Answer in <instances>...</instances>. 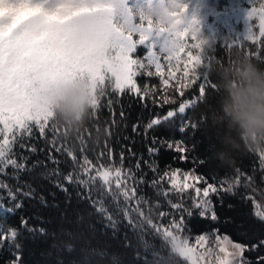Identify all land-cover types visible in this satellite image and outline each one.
Masks as SVG:
<instances>
[{"label": "snow or ice", "instance_id": "6c2138e0", "mask_svg": "<svg viewBox=\"0 0 264 264\" xmlns=\"http://www.w3.org/2000/svg\"><path fill=\"white\" fill-rule=\"evenodd\" d=\"M254 16L259 18V37H264V0L259 9L248 10V21ZM201 29V21L189 12L185 0H0V176L11 175L18 181L10 186L0 180V191L7 193L0 197L3 222L19 213L24 199L35 198V189L30 183L20 181V176L30 174L36 165L29 167L27 157L16 149L35 152L36 148L28 145L35 139V133L43 138L46 130L58 131L55 113L44 103V96L62 82L86 76L92 82L94 113L108 90L116 96L128 93L141 100L152 98L155 103L159 95L156 86L138 83L139 77H158L164 89L161 99L169 104L175 103L169 89L184 97L186 90L200 81L198 96L184 99L177 107L154 116L144 128L146 134L148 130L178 122V132L187 134L189 129L195 132L206 124L207 117L203 114L199 120L186 115L187 110L206 102L208 92L219 91L205 71L204 46L208 39ZM247 34L249 40L257 39L251 28ZM138 46L145 47V56L136 55ZM251 55L264 59V52ZM112 103L109 99L108 106ZM123 115L121 112L122 118ZM213 119L220 117L214 114ZM139 127L134 125L133 131ZM67 132L65 129V136ZM152 141L150 155L167 148L182 161H187L195 148L194 145L190 148L183 139L153 137ZM52 144L55 152L68 157L65 163L71 168L62 176L59 169L54 170L60 191L67 194V185L81 187L87 193L83 198L89 199L93 206L100 205L96 210L105 214L113 227L115 221L103 207L104 199L110 197L117 203L123 198L124 215L128 217L127 206L134 204L131 210L139 217L137 223L148 225L161 238V247L150 252L151 260L137 256L134 264H175L174 257L182 258L186 264H253L245 253L254 252L257 253L255 264H264V255H259L264 251V202H258L255 196L245 197L252 201L253 215L262 225L254 242H239L219 228L192 236L188 227L193 215L219 221L213 198H220L223 204L221 194L233 193L241 186L242 179L243 187L251 186L253 177L239 169L231 180L209 182L195 168L159 170L154 164L148 165L153 173L150 184L157 197L152 202L139 194V186L149 182L141 169V159L132 168H125L123 152L117 165L111 153L107 163L99 162L104 153L95 162L89 159L83 140L79 151L64 145L55 147V139ZM221 146L225 148L222 140ZM258 156L260 169L264 171V149L259 150ZM48 159L60 163L51 154ZM93 192L98 199L92 198ZM77 195L83 196V192ZM39 202L47 206L43 196ZM145 206H148L147 215ZM152 208L156 209L155 216ZM165 208L168 210H162ZM128 218L131 223V217ZM24 232L32 236L47 235L44 227L32 225L31 217H19L18 227H4L0 223V248L7 244L11 249L9 264H24L23 250L17 242ZM67 249L72 251L71 244Z\"/></svg>", "mask_w": 264, "mask_h": 264}, {"label": "trees", "instance_id": "16d2710c", "mask_svg": "<svg viewBox=\"0 0 264 264\" xmlns=\"http://www.w3.org/2000/svg\"><path fill=\"white\" fill-rule=\"evenodd\" d=\"M264 37L256 40H249L248 37L236 33L223 32L217 35L212 47H207L204 58V66L214 64L217 68L225 66L237 56L248 55L255 63L264 68V59L252 56L253 52H264ZM228 45H231L229 47ZM209 79L216 84L217 75L209 73L205 68ZM151 78L139 77L138 83L149 85ZM200 81L192 84L185 92L184 97L175 93L169 94L174 104L164 103L161 97L164 89L158 85L159 95L154 103L152 98L141 100L137 96L125 93L120 96L112 94L110 90L101 97L99 109L78 129H69L62 122L56 121L57 132L46 130L47 135L43 138L35 133V139L28 142L29 147L34 146L35 152H29L17 148L27 157L29 167L36 165L32 172L22 173L20 181H26L35 189V198L24 199L23 207L16 216H9L3 222L0 216V223L4 227H18L19 217H31L32 225L44 227L47 235L32 236L27 232L23 233L18 241L22 247V259L24 264H134L139 257H146L151 260L150 252L153 248H160L162 240L152 229L145 224L137 223L139 217L134 210V204L128 205L130 209L128 217L122 209L125 208L123 198L114 203L110 197L104 199L103 207L107 214L115 221V226L109 222L107 216L96 210L100 205L93 206L89 199L83 198L87 193L76 185H67L69 192L66 194L56 187L58 177L54 174L59 169L62 175H66L71 168L65 163L68 157L53 150L52 141L55 139V147L64 145L79 151L81 140L84 141V148L89 159L94 162L99 158L100 153L104 156L99 159L100 163H107L109 153L112 160L118 165L121 152L124 154L125 168H132L137 159H141V169L145 174V180L149 181L139 186V194L152 202L157 199L155 190L150 184L149 178L153 176L148 165L154 164L159 170L168 168H180L189 170L195 168L197 173L206 177L209 182L231 180L235 170L239 169L248 176L253 177L251 186L246 189L236 187L233 193H222L220 198H213L220 220L209 221L197 215L189 218L188 227L191 235L195 236L209 232L213 228H219L221 232L227 233L234 240L239 242L255 241L260 235L262 225L253 215V203L246 199L247 196H255L258 202H264V171L260 169L258 152L264 146H248L244 141H239L235 148L229 147V140L222 135L221 125L213 119L218 113L217 101L220 91H211L206 94V102L199 103L196 107L187 110L186 115L193 120H199L203 114L207 122L200 125L198 130H188L187 134L178 132L179 123L166 127H157L148 130L145 134L144 126L156 115H161L172 107H177L184 99H191L198 96ZM113 101L111 107L108 100ZM123 112V118L121 117ZM140 125L133 131L134 125ZM51 128V125H50ZM68 129L65 136L64 130ZM35 132V130H34ZM174 138L183 139L191 148L187 161L178 158V154L167 148H161L159 153L150 155L148 149L152 146V138ZM221 140L225 148L221 146ZM47 141V142H46ZM255 148L256 151H252ZM130 153H135L132 156ZM51 154L60 163L54 164L48 159ZM197 160H204V164L194 163ZM147 162V163H144ZM49 173H52L51 175ZM0 180L10 186L18 183L11 175L0 176ZM227 186V185H225ZM83 192V196H78ZM7 193L0 191V197ZM43 196L47 206L39 202ZM93 199H98L93 192ZM7 203V201H4ZM55 205V206H54ZM145 214H148V206H145ZM167 211L168 209H162ZM156 209L152 208V215L155 216ZM39 217V219H37ZM71 244L72 251H68L67 245ZM131 247H127V245ZM250 261L255 264L257 253H245ZM259 255H264L260 251ZM12 259L11 249L7 244L0 248V264H9ZM175 264H186L180 257H174Z\"/></svg>", "mask_w": 264, "mask_h": 264}, {"label": "clouds", "instance_id": "9594fccd", "mask_svg": "<svg viewBox=\"0 0 264 264\" xmlns=\"http://www.w3.org/2000/svg\"><path fill=\"white\" fill-rule=\"evenodd\" d=\"M208 46H213L210 37ZM205 68L218 77L217 122L229 147H237L241 140L248 146H264V68L246 55L219 68L211 63ZM93 98L92 82L79 76L52 87L44 103L57 121L69 129H78L93 115Z\"/></svg>", "mask_w": 264, "mask_h": 264}, {"label": "rangeland", "instance_id": "374dc122", "mask_svg": "<svg viewBox=\"0 0 264 264\" xmlns=\"http://www.w3.org/2000/svg\"><path fill=\"white\" fill-rule=\"evenodd\" d=\"M185 2L189 4V12L194 13L201 21V32L206 39L214 35L215 39L212 40L215 41L217 35L223 32L248 37L249 28H251L257 39L260 38L259 18L254 16L248 21L247 12L250 8L259 9L262 0H185ZM192 42L189 40V43ZM204 47L205 53H207L208 44ZM136 55L145 56V47L138 46ZM151 80L152 82L149 81L151 86L155 85L156 88L158 85L161 86L158 77H151Z\"/></svg>", "mask_w": 264, "mask_h": 264}]
</instances>
